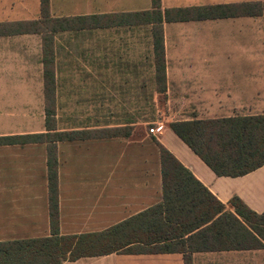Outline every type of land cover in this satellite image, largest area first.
<instances>
[{
  "label": "crops",
  "instance_id": "crops-1",
  "mask_svg": "<svg viewBox=\"0 0 264 264\" xmlns=\"http://www.w3.org/2000/svg\"><path fill=\"white\" fill-rule=\"evenodd\" d=\"M256 2L263 0H161L157 11L163 21L166 91L160 93V111L165 130L152 135L148 130L136 133L135 127L129 137L58 143L61 235L100 233L162 204L158 144L227 210H234L230 201L239 197L264 214V166L244 177H218L171 129L173 123L194 119L264 115V17L180 20L172 13L166 19L168 11L178 9ZM153 11V0H49V24L63 26L77 18L98 21L96 28L64 26L48 32L56 80L58 69L82 71L81 77L91 82L95 78L103 92L127 86L130 95L138 85V71L152 69L156 74L154 25H137L134 18ZM42 17L41 0H0V117L22 116L19 103L45 100L43 36L23 30L26 22ZM106 17L127 22L105 26L101 22ZM61 53L66 58L70 54V60H61ZM34 134L40 133L0 131V138ZM50 206L48 145H0V243L50 237ZM186 255L192 264H264V250L111 254L63 264H186Z\"/></svg>",
  "mask_w": 264,
  "mask_h": 264
},
{
  "label": "trees",
  "instance_id": "trees-1",
  "mask_svg": "<svg viewBox=\"0 0 264 264\" xmlns=\"http://www.w3.org/2000/svg\"><path fill=\"white\" fill-rule=\"evenodd\" d=\"M161 0H153L156 11L136 14L137 25L153 24L154 63L160 93L166 91V58L163 45ZM42 19L24 24L25 33L42 34L45 64L46 132L18 137H1L0 145L43 143L48 145L51 233L48 238L0 243V264H63L87 257L111 254H164L175 250L223 252L264 250V214L253 211L241 198L230 201L233 211L214 197L169 150L158 144L164 179V202L106 231L80 236H63L59 226L58 143L129 137L117 129L96 136L90 130L59 131L56 119L55 71L51 68L54 49L45 37L49 23V0H41ZM177 19L264 17L263 2L224 5L205 9H178ZM97 18H77L87 21ZM75 20V19H74ZM105 26L118 25L124 17H106ZM65 29L64 26L60 27ZM175 134L218 177H244L264 166V115L217 120L194 119L171 124ZM110 132V133H109ZM187 238V239H186ZM186 240V241H185ZM188 249V250H187ZM186 264H192L186 255Z\"/></svg>",
  "mask_w": 264,
  "mask_h": 264
},
{
  "label": "rangeland",
  "instance_id": "rangeland-1",
  "mask_svg": "<svg viewBox=\"0 0 264 264\" xmlns=\"http://www.w3.org/2000/svg\"><path fill=\"white\" fill-rule=\"evenodd\" d=\"M107 21L101 22L106 24ZM98 21H81L71 19L65 23L67 29L96 28ZM45 37L49 38L48 33L53 28L59 29L60 23L45 24ZM61 60L66 58L65 53H61ZM71 55L67 57L70 60ZM148 65L153 67L148 63ZM55 71V81L57 82L56 92L52 95L57 101L58 129H86L96 136L106 134L110 130L117 129L121 134L132 132L137 127L140 133L149 130L162 123L160 85L156 81L155 71H138V85L131 87L128 95L127 86L107 87L103 92L101 87L96 84L95 78L92 82L82 78V71H69L58 69L56 80L55 56L50 66ZM71 74L73 78L70 77ZM45 98V91H41ZM134 93V95H132ZM124 95V96H122ZM23 114L17 117H0V131L10 133L11 131L33 134L45 131L46 117L45 100L41 102H24ZM4 113V112H2ZM135 123L136 125L127 126ZM71 131V130H70ZM110 133V132H109Z\"/></svg>",
  "mask_w": 264,
  "mask_h": 264
},
{
  "label": "built area",
  "instance_id": "built-area-1",
  "mask_svg": "<svg viewBox=\"0 0 264 264\" xmlns=\"http://www.w3.org/2000/svg\"><path fill=\"white\" fill-rule=\"evenodd\" d=\"M165 130V125L163 123H159L157 127L149 130L150 134L156 135L158 133H162Z\"/></svg>",
  "mask_w": 264,
  "mask_h": 264
}]
</instances>
